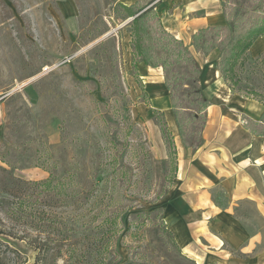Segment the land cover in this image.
<instances>
[{"label": "rangeland", "instance_id": "rangeland-1", "mask_svg": "<svg viewBox=\"0 0 264 264\" xmlns=\"http://www.w3.org/2000/svg\"><path fill=\"white\" fill-rule=\"evenodd\" d=\"M165 1L156 6L163 5L168 27L172 19L173 24L181 20L175 16L178 5L170 0L171 5L164 7ZM237 1L250 9V19H264V0H208V11L224 16ZM121 4L120 0H0V166L30 181L44 180L49 172L59 177L73 173L72 188L84 190L98 166L114 158L108 167L115 170L108 181L113 189L108 209L96 215L102 209L100 199L84 194L79 204L71 205L85 209L84 234L95 238L94 245L101 232L111 228L104 264H197L171 243L161 200L175 176V144L196 147L203 121L185 108L182 135L175 131L174 147L169 149L157 124L159 114L151 109L162 113L167 124L165 107L155 103L160 97L148 83L151 69L132 61L130 21ZM215 25L224 28L206 31L204 39L226 41L230 24L223 18ZM181 40L199 75L188 89L173 82L178 86L175 94L185 101L197 89L205 97L204 85L213 90L220 48L204 53L194 48L192 36ZM263 57L264 52L254 56L250 49L245 51L236 67L235 78L240 81L230 91V82L221 77L222 85L214 83L220 85L219 95L239 94L264 108ZM158 68L161 73L156 71L152 78H161ZM177 69L187 73L184 66ZM256 126L264 131L261 124ZM5 178L0 170V181ZM102 214L115 219L101 224ZM17 245L30 253L23 243Z\"/></svg>", "mask_w": 264, "mask_h": 264}, {"label": "crops", "instance_id": "crops-1", "mask_svg": "<svg viewBox=\"0 0 264 264\" xmlns=\"http://www.w3.org/2000/svg\"><path fill=\"white\" fill-rule=\"evenodd\" d=\"M120 1L129 6L137 0ZM171 1L178 5L175 16L181 21L173 24L172 19L168 27L163 5H149H155L165 28L179 39H191L224 18L208 11V0ZM171 1L163 2L164 7ZM250 51L254 56L264 52V35L254 40ZM145 66L152 71L148 83L160 97L155 103L165 107L171 135L179 134L163 71L161 78H152L161 70ZM214 74L213 90L205 85L202 89L209 105L203 111L199 144H175V176L161 200L163 221L182 252L197 264H264V138L251 131L264 108L239 94L219 95L220 85L214 83L222 78L216 69Z\"/></svg>", "mask_w": 264, "mask_h": 264}, {"label": "trees", "instance_id": "trees-1", "mask_svg": "<svg viewBox=\"0 0 264 264\" xmlns=\"http://www.w3.org/2000/svg\"><path fill=\"white\" fill-rule=\"evenodd\" d=\"M148 2L137 0L129 6L120 5L127 13L126 17H133L128 23L132 61L134 64L141 62L147 66L162 68L164 84L169 90L171 109L178 133L182 135L181 114L184 109L188 108L192 111L193 117L197 115L204 121L202 112L209 105V101L201 97L197 89L187 95L188 98L185 101L184 98L181 100L177 98L175 87L178 86H175L173 82L179 81L180 85L186 87L184 89H188L197 80L199 69L182 40L165 28L161 22L160 12L154 4L149 5ZM224 19L231 27L226 41L216 43L204 39L206 31H219L224 28L213 26L202 28L194 33L192 44L197 51L201 50L204 53H209L213 48H220L215 69L219 71L225 82H230L229 88L233 91L232 85L240 81L235 78L236 67L254 40L264 35V19H250V9L239 1L228 7L224 13ZM180 66L186 68V74L178 72L177 68ZM153 112L159 114L157 124L163 139L169 149H172L173 137L167 130L163 114L157 110ZM253 124H261L264 129V109L259 116V122ZM251 131L264 137V131H257L253 127ZM113 160L114 158H111L98 166L97 173L92 176L90 187L84 190L72 188L73 173L59 177L54 172H49V176L44 180L30 181L14 176L11 170L0 166V170L6 177L5 180L0 181V264H58L59 259L63 261V264H104L108 231L111 228L101 232L100 241L94 245L95 238L90 234H84L87 228L82 221L85 209L79 210L74 207L75 210L71 205L79 204L82 197L80 195L84 194L86 198L93 195L100 199L102 209L96 215H101L108 209L113 197V189L108 181L113 178L115 172L114 169L109 171L108 167ZM115 210L118 211V208ZM139 213L145 215L149 212ZM105 214H102L104 216L101 224L115 219L112 215ZM89 220L90 218L88 222ZM83 225L85 228L81 230ZM165 231L171 243L177 246L167 226ZM4 237L14 242L11 243ZM81 241L83 244L80 243ZM18 243H23L30 253L20 248Z\"/></svg>", "mask_w": 264, "mask_h": 264}, {"label": "water", "instance_id": "water-1", "mask_svg": "<svg viewBox=\"0 0 264 264\" xmlns=\"http://www.w3.org/2000/svg\"><path fill=\"white\" fill-rule=\"evenodd\" d=\"M133 17H129L127 21H130Z\"/></svg>", "mask_w": 264, "mask_h": 264}]
</instances>
